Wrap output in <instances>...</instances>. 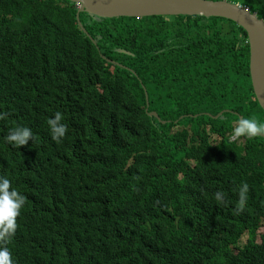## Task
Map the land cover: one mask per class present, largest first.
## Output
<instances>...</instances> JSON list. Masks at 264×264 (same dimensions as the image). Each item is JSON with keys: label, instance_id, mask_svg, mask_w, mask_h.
<instances>
[{"label": "trees", "instance_id": "1", "mask_svg": "<svg viewBox=\"0 0 264 264\" xmlns=\"http://www.w3.org/2000/svg\"><path fill=\"white\" fill-rule=\"evenodd\" d=\"M226 1L264 21V0ZM75 14L66 0H0V176L26 197L0 241L13 264H241L242 246L264 264V139L225 142L239 117L264 123L245 30L80 13L95 46ZM17 126L34 139L15 148ZM224 178L236 200H215Z\"/></svg>", "mask_w": 264, "mask_h": 264}, {"label": "water", "instance_id": "2", "mask_svg": "<svg viewBox=\"0 0 264 264\" xmlns=\"http://www.w3.org/2000/svg\"><path fill=\"white\" fill-rule=\"evenodd\" d=\"M78 4L80 13L98 18H143L150 16H203L231 20L247 35L249 47V75L254 97L264 113V21L239 4L226 0H67ZM82 31L93 42L89 34ZM94 43V42H93ZM220 115V114H218ZM147 116L158 118L155 112ZM241 117H239L240 119Z\"/></svg>", "mask_w": 264, "mask_h": 264}, {"label": "clouds", "instance_id": "3", "mask_svg": "<svg viewBox=\"0 0 264 264\" xmlns=\"http://www.w3.org/2000/svg\"><path fill=\"white\" fill-rule=\"evenodd\" d=\"M74 5L76 7V13H77L78 4H74ZM75 18H76V14H75ZM76 23L78 25L77 20ZM78 27L82 31L83 28L82 24L81 26L78 25ZM93 45L96 46V42H94ZM100 57L103 60H105L107 63H114L110 59L105 58L103 55H100ZM145 98H146V106H147L146 95ZM0 118H3L2 114H0ZM63 119H64L63 114L60 111H56L52 117L46 120L50 137L56 143H59L65 137L66 131L68 130V126L65 123H62ZM258 136L264 139V123H258L255 119L241 117L238 120V122L235 124V127L232 129L231 136L226 138L225 142L226 144H235L241 147L245 143L244 138L251 139ZM33 139H34V134L32 130L26 126H17L13 129H10L8 134L4 137V141L15 148L23 146L29 140H33ZM214 139L212 138L211 141L212 142L221 141V139L218 138H214ZM211 146H216V145H211ZM190 164L191 166H193L194 161H191ZM218 184H219V190L216 193H214V198L216 201H221V199L236 200L238 198L236 191L237 189H235L234 187L235 185L227 178L219 179ZM247 189H248L247 184H243L239 189L238 210H242L243 204L245 202V194L247 192ZM25 202H26L25 195L20 193L16 188L12 187L9 179H7L4 176H0V241L6 242L11 236L14 235L17 227L16 218L20 214V210L24 206ZM256 244L260 245L261 242H258ZM246 247L247 246H242L241 248H239V257L241 256L244 259L241 261V264H245ZM0 264H13L12 256L9 249L2 245H0Z\"/></svg>", "mask_w": 264, "mask_h": 264}, {"label": "rangeland", "instance_id": "4", "mask_svg": "<svg viewBox=\"0 0 264 264\" xmlns=\"http://www.w3.org/2000/svg\"><path fill=\"white\" fill-rule=\"evenodd\" d=\"M176 129H180V127H179V128H174L173 131L176 130ZM213 139H214V138H213ZM214 140H215V139H214ZM245 239H246V236L243 237L242 241H244Z\"/></svg>", "mask_w": 264, "mask_h": 264}]
</instances>
